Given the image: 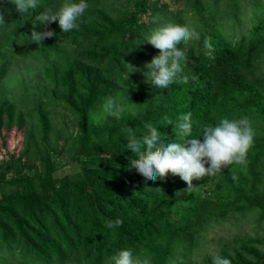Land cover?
Segmentation results:
<instances>
[{
	"label": "trees",
	"instance_id": "trees-1",
	"mask_svg": "<svg viewBox=\"0 0 264 264\" xmlns=\"http://www.w3.org/2000/svg\"><path fill=\"white\" fill-rule=\"evenodd\" d=\"M161 1L87 0L77 29L37 25V32L56 33L37 44L34 16L63 0H39L27 13L0 0L2 145L4 131H25L20 173L0 176V185L12 186L1 191L0 264H114L123 249L151 264H213L214 254L231 264H264L260 237L235 234L209 245L213 226L230 216L264 221V0H179L175 11ZM169 22L194 28L200 39L187 48V83L159 89L146 82L145 65L159 50L145 37ZM109 98L123 105L121 115L103 111ZM187 113L188 138L205 124L247 117L255 136L246 166L194 180L190 191L179 176L152 181L129 168L135 154L124 129L140 138L151 123L163 142L184 143L175 124ZM57 156L81 170L56 178ZM117 219L123 224L107 227Z\"/></svg>",
	"mask_w": 264,
	"mask_h": 264
},
{
	"label": "clouds",
	"instance_id": "clouds-1",
	"mask_svg": "<svg viewBox=\"0 0 264 264\" xmlns=\"http://www.w3.org/2000/svg\"><path fill=\"white\" fill-rule=\"evenodd\" d=\"M9 2L14 4L20 13L35 11L40 6L39 0H9ZM88 7L87 0H63L56 10H53V7H45L34 16L31 41L39 44L45 38L56 35L51 30L35 31L37 25L47 26L58 21L61 32L68 33L77 29L79 27L77 21ZM155 22L158 21L154 20ZM4 24V14L0 12V26ZM199 39L200 34L188 25L169 22L154 28L146 35L145 42L158 49L159 55L154 56L151 62L145 65L148 69L145 74L146 82L159 89H167L177 82L187 83V76L182 74L183 67L189 59L187 48L193 41ZM204 45L206 48H211L210 38L204 39ZM125 64L129 73L138 71L134 66ZM103 111L107 115L119 116L124 111V107L115 99L109 98L103 105ZM191 116V113L179 116L175 124L177 136L191 137L193 128ZM163 120L164 125L173 124L168 116ZM145 128L147 134L140 138H137L131 128L123 130L128 134L126 147L135 154V158L130 159L129 168H135L143 177L152 181L165 179L169 173L179 176L187 184L184 191L197 187L193 184L194 180L215 176L230 165L246 166L247 153L253 145L255 136V131L247 117L223 118L215 126L205 124L200 128L199 137L185 139L184 143L163 142L161 139L163 134L151 123L145 124ZM122 224L123 221L117 219L115 222L109 221L107 227L115 228ZM111 259L114 264H151L147 258L140 260L134 257L131 249L120 250ZM212 259L213 264H231L230 259L219 254H214Z\"/></svg>",
	"mask_w": 264,
	"mask_h": 264
},
{
	"label": "rangeland",
	"instance_id": "rangeland-1",
	"mask_svg": "<svg viewBox=\"0 0 264 264\" xmlns=\"http://www.w3.org/2000/svg\"><path fill=\"white\" fill-rule=\"evenodd\" d=\"M161 2L167 3L172 11L183 7L182 2L179 0H162ZM250 9L251 8L249 7L247 11H250ZM242 17H244L246 20L251 17V13L247 12L246 15L242 14ZM146 70L148 69L146 68ZM8 83L9 82L6 81L5 84H3L2 89L4 91L8 90L7 93L9 94L13 83ZM15 91L17 90L14 88V92ZM38 95L39 94L35 95L33 99L37 98ZM24 133L25 131L23 132V129L18 128L17 125H15L10 132H3V141L6 143V148L2 145L3 143L0 138V176L2 174H6L9 176L8 179H10L12 176H17L20 173L21 167L19 161L16 159L19 158V155L24 149ZM55 158L60 165V170L55 173L56 178L62 177L66 174H75L81 170V167L78 164L68 163L69 160L65 157L57 156ZM40 165L41 163L39 166ZM11 189V185H0V198L1 191L9 192ZM235 234L248 235L251 237L255 236L264 239V221L262 223H258L255 216L252 215L249 217H244L241 213H238L237 216H230L224 221L218 222L215 226H213L211 238H216V240L209 244L210 248L214 249L217 246V239Z\"/></svg>",
	"mask_w": 264,
	"mask_h": 264
}]
</instances>
